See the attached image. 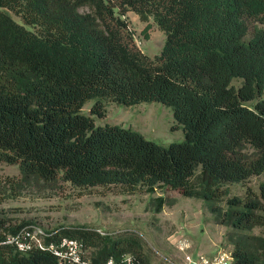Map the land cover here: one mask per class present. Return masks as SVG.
<instances>
[{
    "label": "trees",
    "instance_id": "trees-1",
    "mask_svg": "<svg viewBox=\"0 0 264 264\" xmlns=\"http://www.w3.org/2000/svg\"><path fill=\"white\" fill-rule=\"evenodd\" d=\"M127 10L146 21V38L150 17L164 32L158 53L138 48ZM105 100L162 102L184 138L163 144L95 124L91 114H104ZM0 161L18 165L20 183L159 187L201 198L210 219L228 226L222 243L233 264H264V235L252 231L264 232V180L230 192L264 173V0H0ZM3 180L17 193L14 177ZM153 200L159 211L164 196ZM5 223L0 264H58L48 248L4 241L25 222ZM48 232L45 243L80 239L93 264H126L128 253L149 264L130 236L86 224Z\"/></svg>",
    "mask_w": 264,
    "mask_h": 264
},
{
    "label": "rangeland",
    "instance_id": "rangeland-1",
    "mask_svg": "<svg viewBox=\"0 0 264 264\" xmlns=\"http://www.w3.org/2000/svg\"><path fill=\"white\" fill-rule=\"evenodd\" d=\"M124 15L138 48L149 55L158 53L165 34L152 17L148 20L150 26L146 38L142 32L146 21L140 20L132 10H127ZM233 82L239 84L241 79L234 78ZM91 103L92 100L87 101L82 110L90 113ZM104 108L102 115L91 114L95 124H121L163 144L184 138L180 127H171L174 122L172 110L162 102L123 105L105 100ZM8 176L14 177L16 182L19 180L18 165L0 161V218L6 221L5 224L25 222L22 226L34 235L40 234L39 230L48 232L57 226L86 224L100 232L136 238L149 264H164L162 257L182 255L185 248H180L179 242L204 253H214L225 247L222 240L228 226L210 219L211 213L201 198L185 196L177 189L157 187L153 192L143 188L130 191L116 184L78 189L66 184L55 186L43 180H31L18 181L17 193L10 194L12 187L3 180ZM262 180L264 173L252 174L244 182L231 183L230 192L243 195L246 186L257 190ZM161 194L164 203L159 211H155L153 197ZM252 231L264 235L260 226H254Z\"/></svg>",
    "mask_w": 264,
    "mask_h": 264
},
{
    "label": "built area",
    "instance_id": "built-area-1",
    "mask_svg": "<svg viewBox=\"0 0 264 264\" xmlns=\"http://www.w3.org/2000/svg\"><path fill=\"white\" fill-rule=\"evenodd\" d=\"M40 234L31 233L29 228L22 226L15 233H8L4 241L13 243L20 250H28L32 246L40 248H48L58 260V264H93L87 256V248L83 242L76 238L67 235L60 236L57 240L44 242V237L50 232H42ZM180 248H185L182 255H172L162 257L164 264H233V256L230 248L220 247L214 253H204L201 251H193L187 248L186 243L179 242ZM126 264H134L131 254L125 255ZM180 259L182 261H180ZM137 264H142L136 259ZM100 264H116L113 257H108Z\"/></svg>",
    "mask_w": 264,
    "mask_h": 264
}]
</instances>
